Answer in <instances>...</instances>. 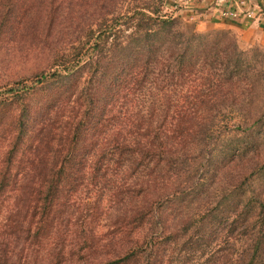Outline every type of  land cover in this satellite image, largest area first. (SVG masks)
<instances>
[{
	"label": "trees",
	"instance_id": "trees-1",
	"mask_svg": "<svg viewBox=\"0 0 264 264\" xmlns=\"http://www.w3.org/2000/svg\"><path fill=\"white\" fill-rule=\"evenodd\" d=\"M72 1L87 19L83 34L68 52L35 28L36 47L56 55L34 80L63 81L84 65L93 73L71 99L82 110L65 102L56 111H13L17 127L0 156V264H264V195L241 188L250 172L228 178L222 200L205 190L217 160L244 161L245 143L217 151L229 132L217 130L214 113L252 104L264 66L227 32L185 29L162 0ZM72 24L78 30L71 20L66 29ZM86 131L92 148L78 154ZM194 195L232 206L215 218L200 201L185 212Z\"/></svg>",
	"mask_w": 264,
	"mask_h": 264
},
{
	"label": "rangeland",
	"instance_id": "rangeland-1",
	"mask_svg": "<svg viewBox=\"0 0 264 264\" xmlns=\"http://www.w3.org/2000/svg\"><path fill=\"white\" fill-rule=\"evenodd\" d=\"M50 0H0V18L3 24H0V156L8 147L9 139L17 127V116L21 112L29 111L33 108L42 109L43 112L52 110L56 111V107L64 105L66 110L67 105H72L75 111L82 110L74 102L73 97L76 90L80 87L87 86L88 76L93 73L92 66L84 65L79 70H76L72 76L63 81L50 80V83L40 85L35 83V73L38 71L51 70L52 58L56 55L51 53L47 48L39 49L40 42L33 31L44 30L52 33L50 46L58 49L71 52L73 45L77 43L79 32L82 26L81 22L87 21L82 18V8L74 4L70 0L62 2V0H52L51 11L47 3ZM118 2V0H114ZM138 1V0H135ZM218 0H162V9L173 17L177 18L187 30H194L202 33L227 32L228 38L235 42L237 49L244 51L246 59L252 63L257 62L264 66V45L253 42L242 44L237 36V33L224 26H219L212 23L211 18L216 14V3ZM264 2V0H263ZM37 4V5H36ZM53 8V9H52ZM76 19H75V17ZM74 17V18H73ZM76 21L80 23L78 30L74 29V24L67 28L68 21ZM49 30V31H48ZM72 31V33H71ZM67 32L65 36L63 33ZM62 38V43L61 39ZM214 37L208 36L206 42L213 41ZM75 41V42H74ZM74 42V43H72ZM54 50V49H53ZM93 77V75H92ZM98 79V78H97ZM16 82V83H15ZM95 80H92V85ZM33 83L35 85L33 86ZM28 86V91L21 95H12L7 92V89L13 86ZM89 91L88 93H90ZM244 93H246L244 91ZM69 94V96H68ZM253 96L255 101L250 105H234L232 108H223L221 111L214 113L213 123L217 126V130L224 133L229 132V135H223L216 139L215 144L217 151L221 152L224 149L230 150L231 145L236 146L240 143H245L244 161H235L229 164V167L224 166L220 160H217L215 170L218 172L214 175V182L207 186L206 193L216 192L221 200L225 194H228L231 187H227L228 178L237 175L236 172L241 171L242 174H247V177L242 180L241 188H247V194L263 196L264 193V86H259ZM70 98L71 102H67ZM80 100V99H79ZM62 102V103H59ZM81 101V100H80ZM240 108H237V107ZM236 108V109H235ZM37 114V110H33ZM33 121V117H30ZM245 122L246 126L243 133L236 127V123ZM227 126V127H226ZM234 126L232 130L231 127ZM232 130V131H231ZM231 133V134H230ZM226 136V137H224ZM224 137V138H223ZM90 134L85 133V138L79 142L76 151L87 153L92 148ZM4 143V146H3ZM22 146H24L22 144ZM83 154V153H81ZM215 154V153H214ZM217 154V153H216ZM242 154V153H241ZM19 151L12 157L13 166L11 171L19 166L18 158ZM256 163V164H255ZM5 165L1 163L0 169ZM256 167L255 170H253ZM218 176V177H217ZM83 191V190H82ZM234 191V190H233ZM87 190L80 192V198H85ZM233 194L237 196L234 191ZM1 199V197H0ZM230 199L224 200L219 205H216L212 200L208 205L206 197L200 195L196 197H187L184 201V211L192 212L193 208H201L208 205L213 208V217L216 213L221 215L220 208L227 212L231 209L232 204ZM204 203V205L199 203ZM199 203V204H198Z\"/></svg>",
	"mask_w": 264,
	"mask_h": 264
},
{
	"label": "built area",
	"instance_id": "built-area-1",
	"mask_svg": "<svg viewBox=\"0 0 264 264\" xmlns=\"http://www.w3.org/2000/svg\"><path fill=\"white\" fill-rule=\"evenodd\" d=\"M214 17L226 21L259 20L264 17L263 0H218Z\"/></svg>",
	"mask_w": 264,
	"mask_h": 264
},
{
	"label": "crops",
	"instance_id": "crops-1",
	"mask_svg": "<svg viewBox=\"0 0 264 264\" xmlns=\"http://www.w3.org/2000/svg\"><path fill=\"white\" fill-rule=\"evenodd\" d=\"M212 23L224 26L237 33L238 39L242 44L253 42L264 45V17L259 20L237 19L235 21H226L217 17L211 18Z\"/></svg>",
	"mask_w": 264,
	"mask_h": 264
}]
</instances>
